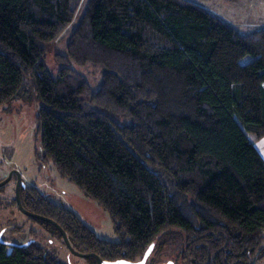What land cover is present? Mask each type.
<instances>
[{"label":"trees","instance_id":"trees-1","mask_svg":"<svg viewBox=\"0 0 264 264\" xmlns=\"http://www.w3.org/2000/svg\"><path fill=\"white\" fill-rule=\"evenodd\" d=\"M81 3L0 0V108L36 91V152L109 213L118 240L35 187L22 205L106 261L141 260L178 229L190 264H264V158L248 136L264 137V26L243 32L191 0H88L65 58L102 68L94 89L44 59ZM28 241L0 243V264H66Z\"/></svg>","mask_w":264,"mask_h":264},{"label":"rangeland","instance_id":"rangeland-1","mask_svg":"<svg viewBox=\"0 0 264 264\" xmlns=\"http://www.w3.org/2000/svg\"><path fill=\"white\" fill-rule=\"evenodd\" d=\"M88 0H82L71 24L53 41L47 44L44 56L50 72L56 76L62 66L68 64L81 72L98 89L102 68L92 64L76 65L66 61L67 44L74 28L82 18ZM243 32L264 26V0H191ZM246 55L242 64L254 60ZM40 103L33 89L28 98L13 101L0 108V178L11 169L19 170L27 185H36L54 202L75 211L100 237L117 241L114 224L109 213L86 196L74 183L62 178L52 162L40 172L35 152L39 148L37 114ZM7 227L6 241L22 244L37 239L66 264H94L90 257L73 254L58 234L44 228L38 221L24 214L15 201L14 184L0 189V230ZM168 232V231H167ZM156 247L146 264H164L173 259L176 264H190L180 257L185 236L178 229L164 233L156 239Z\"/></svg>","mask_w":264,"mask_h":264},{"label":"water","instance_id":"water-1","mask_svg":"<svg viewBox=\"0 0 264 264\" xmlns=\"http://www.w3.org/2000/svg\"><path fill=\"white\" fill-rule=\"evenodd\" d=\"M8 182V179L0 182V187H2L3 185H5L6 183ZM19 189H20V186L18 184L17 186V191H16V197H17V203H18V206H19V209L26 215H28L29 217H33V218H36V219H39V220H43V221H46V222H50L52 223L53 225H55L59 231L61 232L62 234V237H63V240H64V243L66 244L67 248L73 253V254H76V255H79V256H84V257H93L96 259L97 261V264H146L148 258L150 257L153 249H154V244H151L150 247L147 249V251L145 252L143 258L141 260H138V261H129V260H125V259H119V260H114V261H106V260H103L98 254L96 253H83V252H80L78 250H76L68 236H67V233L65 232V230L53 219L49 218V217H46V216H43V215H40V214H37V213H34V212H31V211H28L23 205H22V202H21V198H20V192H19ZM2 234L3 232L0 233V243L1 244H5V243H9V244H18V243H11V242H8L6 240H4L2 238ZM30 243V241L28 242H25L24 244L25 245H28ZM164 264H174L173 261H168Z\"/></svg>","mask_w":264,"mask_h":264},{"label":"flooded vegetation","instance_id":"flooded-vegetation-1","mask_svg":"<svg viewBox=\"0 0 264 264\" xmlns=\"http://www.w3.org/2000/svg\"><path fill=\"white\" fill-rule=\"evenodd\" d=\"M35 156H36V161H37V163H38V165L40 167V172L41 171H44L45 170L46 163L40 157V154H38L37 152H35ZM6 179H8V182L5 185H3L2 187H0V189H3V187H5L6 185H8L9 183H13L14 184V191H15V201H16V204L17 205H18V203H17L16 191H17L18 184L20 186L19 192H20L21 202H22L23 190H25L27 187H35L38 192L45 193L44 191L40 190L36 185H27V183H25V181L23 179V175L19 172V170L11 169L4 177L0 178V182L4 181ZM28 211H30V210H28ZM7 230H8L7 227L2 228L0 230V233L3 232L2 238L4 240H7L6 237H5V234L7 233ZM168 261H173L174 264H176L175 260H173V259H169L166 262H168Z\"/></svg>","mask_w":264,"mask_h":264},{"label":"crops","instance_id":"crops-1","mask_svg":"<svg viewBox=\"0 0 264 264\" xmlns=\"http://www.w3.org/2000/svg\"><path fill=\"white\" fill-rule=\"evenodd\" d=\"M250 141L257 147L264 158V137L257 138L254 134H248Z\"/></svg>","mask_w":264,"mask_h":264}]
</instances>
